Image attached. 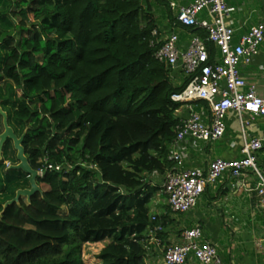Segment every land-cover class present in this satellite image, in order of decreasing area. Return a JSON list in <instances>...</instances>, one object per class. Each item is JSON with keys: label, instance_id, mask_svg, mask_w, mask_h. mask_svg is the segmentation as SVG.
<instances>
[{"label": "trees", "instance_id": "16d2710c", "mask_svg": "<svg viewBox=\"0 0 264 264\" xmlns=\"http://www.w3.org/2000/svg\"><path fill=\"white\" fill-rule=\"evenodd\" d=\"M152 1L0 0V105L17 136L25 132L34 170L63 166L38 176L29 202L4 209L30 187L9 169L17 152L5 144L0 264H84L83 245L106 239L99 264H148L150 230L166 233L171 211L152 221L162 188L149 177L173 165L180 104L171 96L187 81L176 86L156 58Z\"/></svg>", "mask_w": 264, "mask_h": 264}, {"label": "built area", "instance_id": "2783aa9c", "mask_svg": "<svg viewBox=\"0 0 264 264\" xmlns=\"http://www.w3.org/2000/svg\"><path fill=\"white\" fill-rule=\"evenodd\" d=\"M170 8L176 11L177 22L174 20L172 31L158 40L162 43L156 58L173 70L180 65L187 81L183 90L171 96L174 103L180 104L175 112L176 136L169 147L168 159L173 165L161 175L162 192L170 211L174 214L190 212L207 187L215 185L224 174L243 177L253 173L259 180L256 190L263 196L264 171L257 163V154L264 146L260 139L245 141L241 158H216L207 168L189 166L186 151L192 145L198 146L199 142L221 140L230 112L237 114L243 127H250L255 118L264 116V100L256 88L248 84L241 68L252 64L264 41V17L235 44L234 29L226 23L232 9L225 0H194L188 6L172 3ZM202 13L208 18L201 19ZM179 26L194 30L185 51L179 48ZM158 34L154 30L153 35ZM196 103L204 104L206 110L202 108L201 112H196ZM62 167L47 162L38 172L41 176L46 170L60 171ZM154 220L156 216L153 215ZM162 230V226L150 230L152 239L158 240L156 234ZM181 239L180 243L168 246L161 262L155 264H224L200 226L185 229Z\"/></svg>", "mask_w": 264, "mask_h": 264}, {"label": "crops", "instance_id": "0c3cea01", "mask_svg": "<svg viewBox=\"0 0 264 264\" xmlns=\"http://www.w3.org/2000/svg\"><path fill=\"white\" fill-rule=\"evenodd\" d=\"M161 1L162 3L155 0L152 2L158 22L156 30L160 39H164L172 31L174 20L177 22L176 11H173L170 5L175 3L177 6H188L194 0ZM225 1L232 9L226 17V23L234 29L233 42L236 44L251 27L263 19L264 0ZM200 18L207 19L208 15L202 13ZM179 28H181L178 29L179 48L185 51L188 48L190 34L194 30L180 26ZM216 51L214 50V53ZM241 68L248 84L253 85L257 94L264 100V41L252 64L242 65ZM171 77L176 86L183 83L185 76L180 65L174 68ZM202 108L206 110L204 104H195L196 112H201ZM226 126L225 136L221 140L211 143L199 142L198 146L192 145L187 148L189 166L207 168L216 158L239 159L247 140L257 138L264 145V116L255 118L250 127H243L237 114L230 112L226 117ZM257 157L258 166L264 171V146ZM258 181V177L253 173L243 177L224 174L215 185L207 187L196 207L190 212L186 214L169 212L168 226L163 238L150 239L146 259L148 264L161 262L164 250L172 244L180 243L182 232L197 225L202 228L205 238L217 248L224 264H264V195H259L256 190ZM152 184L162 188L163 177H159L157 184ZM166 203L167 199L162 206ZM160 210L155 213V209L152 215L163 213Z\"/></svg>", "mask_w": 264, "mask_h": 264}, {"label": "water", "instance_id": "95a60500", "mask_svg": "<svg viewBox=\"0 0 264 264\" xmlns=\"http://www.w3.org/2000/svg\"><path fill=\"white\" fill-rule=\"evenodd\" d=\"M0 114L3 117V126H4V131L2 134H0V161L2 160V153L5 144L9 140L12 141L14 149L17 152L16 157L18 160V164L9 166V169L23 171L25 174L29 176V183H30L29 188L18 190L16 196L4 205V209H6L9 205H12L14 203H19L22 197L27 198V201L29 202L34 195L41 192V188L37 184V178L39 176V172L37 170H34L30 166L28 158L25 155V149L23 147L25 132L22 136L18 137L14 129L9 125L7 113L0 110Z\"/></svg>", "mask_w": 264, "mask_h": 264}, {"label": "rangeland", "instance_id": "374dc122", "mask_svg": "<svg viewBox=\"0 0 264 264\" xmlns=\"http://www.w3.org/2000/svg\"><path fill=\"white\" fill-rule=\"evenodd\" d=\"M3 87L5 88V86H3ZM6 94H8V91L5 88V95ZM0 110L4 111L1 105H0ZM7 165H10V163H8ZM159 177H161V175L155 174V175L150 176L149 179L151 180L152 183L157 184V182L159 181ZM164 202H166V196L161 191L152 200V203L150 205L151 206V214L153 213V211L155 212V209H156L155 213H158V210H160L161 208L169 207L167 205V203L164 204V206H162V204ZM160 206H161V208H160ZM64 211H65V209L62 212H64ZM160 211L164 213V212H166V208L163 210H160ZM109 242H110V239H106L105 241L99 242V243H86V244H84L83 248H82V255H83L84 264H99V260L97 259V256L100 253L101 249Z\"/></svg>", "mask_w": 264, "mask_h": 264}]
</instances>
